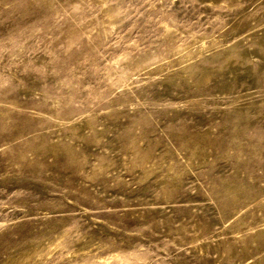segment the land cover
<instances>
[{
    "label": "rangeland",
    "instance_id": "rangeland-1",
    "mask_svg": "<svg viewBox=\"0 0 264 264\" xmlns=\"http://www.w3.org/2000/svg\"><path fill=\"white\" fill-rule=\"evenodd\" d=\"M0 264H264V0H0Z\"/></svg>",
    "mask_w": 264,
    "mask_h": 264
}]
</instances>
